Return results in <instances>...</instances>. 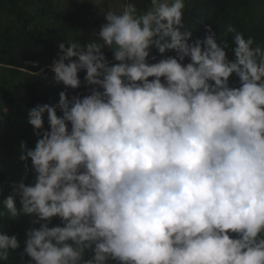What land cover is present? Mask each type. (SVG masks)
Wrapping results in <instances>:
<instances>
[{"label": "clouds", "instance_id": "9594fccd", "mask_svg": "<svg viewBox=\"0 0 264 264\" xmlns=\"http://www.w3.org/2000/svg\"><path fill=\"white\" fill-rule=\"evenodd\" d=\"M93 3L95 38L60 43L48 67L95 87L27 111L34 179L0 201L37 225L25 264H264V48L232 25V59L210 25L192 40L186 0ZM19 246L0 232V260Z\"/></svg>", "mask_w": 264, "mask_h": 264}, {"label": "trees", "instance_id": "16d2710c", "mask_svg": "<svg viewBox=\"0 0 264 264\" xmlns=\"http://www.w3.org/2000/svg\"><path fill=\"white\" fill-rule=\"evenodd\" d=\"M100 22L88 3L68 11L62 0H0V201L11 193L14 183L23 180L27 184L34 179L31 161L26 166L19 160L21 143L34 147L37 140L28 123L27 111L36 104H58L61 91L66 90L68 96H83L95 87L87 84L82 70L78 73L81 86L65 89L62 83L53 80L48 66L57 58L60 43L67 46L84 40L100 28ZM205 25L212 26L218 43L228 41L229 59L233 58V34L226 31L228 25L245 37L251 36L254 47L264 48V0H186L185 27L191 30L192 40L205 36ZM103 51L111 61V50ZM152 55L159 60L162 54L153 49ZM163 55L175 52L167 50ZM229 82L232 86L239 85L235 75ZM44 127H48L46 114ZM16 205L21 206L19 197ZM0 213H5L0 216V232L15 234L20 245L10 250L8 260H0V264H25L29 259L23 254L26 232L37 225L26 215L15 219L7 216L2 204ZM58 223L59 219L53 218L52 224Z\"/></svg>", "mask_w": 264, "mask_h": 264}, {"label": "rangeland", "instance_id": "374dc122", "mask_svg": "<svg viewBox=\"0 0 264 264\" xmlns=\"http://www.w3.org/2000/svg\"><path fill=\"white\" fill-rule=\"evenodd\" d=\"M62 2L65 4L66 10H68V11H74L77 9V7L80 4L88 3L90 5V8H91V13H96L97 17L99 19H101V22L99 25H101L102 23L105 22L103 14L100 12L99 8L93 3V0H62ZM102 2L104 3L105 8H106L107 4L114 3L115 0H102ZM129 2L136 4L138 8H143L149 2V0H129ZM88 17L91 18L90 15H88ZM98 31H99V27L96 28L94 31L90 32L87 38H85L82 41H79L77 44H81V43L83 44V43L88 42L90 39H94L95 38L94 33L98 32ZM105 49H107V48H105Z\"/></svg>", "mask_w": 264, "mask_h": 264}]
</instances>
